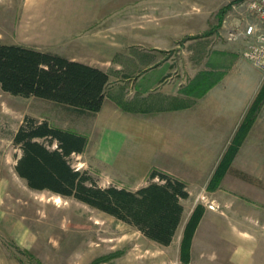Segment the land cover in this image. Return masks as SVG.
Listing matches in <instances>:
<instances>
[{"label": "crops", "instance_id": "obj_1", "mask_svg": "<svg viewBox=\"0 0 264 264\" xmlns=\"http://www.w3.org/2000/svg\"><path fill=\"white\" fill-rule=\"evenodd\" d=\"M234 1L0 3L11 13L3 18L15 20V34L49 37L44 46H25L65 55L108 73L106 90H110L102 108L82 113L86 129L72 131L87 137L85 151L94 148L89 152L99 166L138 181L129 189L148 184L153 169L186 183L189 197L182 200L183 217L187 213L188 221L196 208L200 214L191 258L199 253L201 259L227 264H264V73L243 58L247 42L243 36L235 41L226 37L224 19L229 26L244 23L242 14L231 8ZM117 35L120 41L113 39ZM159 35L162 40L156 38ZM170 35L202 36L215 45L205 64L212 73V86L201 96L187 94L186 86H181L184 82L169 91L168 86L157 89L170 82L172 65L156 61V52L168 49L165 37ZM219 35L225 36L224 43L217 42ZM124 36L132 37L133 43L124 46ZM134 37L153 41L145 46L144 40ZM87 46L95 54L87 55ZM243 62L257 71L256 78L239 67ZM153 92L165 104L150 108ZM199 195L214 199L221 209L208 208L196 200Z\"/></svg>", "mask_w": 264, "mask_h": 264}, {"label": "rangeland", "instance_id": "obj_2", "mask_svg": "<svg viewBox=\"0 0 264 264\" xmlns=\"http://www.w3.org/2000/svg\"><path fill=\"white\" fill-rule=\"evenodd\" d=\"M8 13V7L0 3V42L30 46H44L48 42L49 37L15 34L12 28L15 20L3 18L8 17ZM118 36L113 39L120 41ZM163 37L159 35L156 38L162 40ZM223 37L219 35L217 42L224 43L226 38ZM165 38L168 49L156 52V61L172 65L168 73L170 82L166 81L157 89L168 86L169 91L175 83L180 82H184L181 86L188 87L202 70H210L205 64L212 55L211 46L214 44H211V40L202 36L170 35ZM132 39L122 37L126 43L124 46L131 45L133 42L130 41H134ZM134 39L144 40L145 46L153 41L152 38ZM60 47L65 51L68 49L67 45ZM88 47L91 49L87 46L86 54H95ZM239 58L244 57L239 55ZM183 62L186 63L185 68ZM243 65L239 67L256 78L257 71L246 62ZM154 69V73L158 72L157 68ZM151 96L150 108L165 104L155 92ZM27 116L37 121L47 119L50 124L65 129H86L83 124L86 123V115L77 110L34 96L13 95L4 91L0 85V264H227L226 260L201 259L199 253L196 259L191 258L193 237L189 253H182L187 213L172 243L164 246L147 238L126 222L73 197L29 188L25 180L15 172L16 157L21 151L13 140ZM93 149L91 147L89 151ZM89 151L73 154L70 160L76 168L88 170L101 186L116 185L129 189L138 185V181L132 179L134 177L130 174L119 177L114 171L99 166ZM196 200L208 208L213 203L215 210L221 209L219 203L206 195H199ZM209 252L206 251V257L211 255Z\"/></svg>", "mask_w": 264, "mask_h": 264}, {"label": "trees", "instance_id": "obj_3", "mask_svg": "<svg viewBox=\"0 0 264 264\" xmlns=\"http://www.w3.org/2000/svg\"><path fill=\"white\" fill-rule=\"evenodd\" d=\"M211 75L202 71L186 87V93L204 94L212 86ZM108 82L109 75L101 68L57 53L0 42V85L13 95L34 96L80 113H95L102 108ZM13 140L21 151L15 172L29 188L73 197L126 222L160 245L172 243L182 222V200L189 197L184 181L153 169L148 184L136 190L101 186L88 170L76 168L70 160L73 154L85 151L87 137L47 119L25 117ZM199 218L196 208L185 228L182 253H189Z\"/></svg>", "mask_w": 264, "mask_h": 264}, {"label": "built area", "instance_id": "obj_4", "mask_svg": "<svg viewBox=\"0 0 264 264\" xmlns=\"http://www.w3.org/2000/svg\"><path fill=\"white\" fill-rule=\"evenodd\" d=\"M231 8L242 14L244 23L229 26V21L224 19L227 38L235 41L243 36L247 42L242 56L264 73V0H238L231 4ZM214 206L213 203L209 205L212 209Z\"/></svg>", "mask_w": 264, "mask_h": 264}]
</instances>
